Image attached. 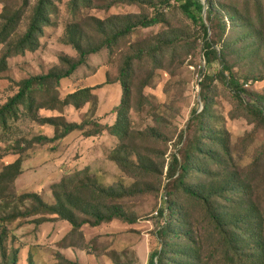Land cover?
<instances>
[{
    "label": "rangeland",
    "instance_id": "rangeland-1",
    "mask_svg": "<svg viewBox=\"0 0 264 264\" xmlns=\"http://www.w3.org/2000/svg\"><path fill=\"white\" fill-rule=\"evenodd\" d=\"M161 1L163 0H144L127 4L119 0H94V8L80 6L77 9L71 7V0L55 2L57 13L51 15L53 24L44 28L39 39L40 47L34 52L28 51L24 55L9 58L7 69L0 73V108L17 93L19 81L62 68V56L78 57L76 50L65 42V32L69 25L81 24L87 33L86 43L99 44L105 36L97 32L90 19L106 20L116 15L151 14L150 3L158 4ZM169 1L170 6L163 10L162 23L139 28L132 35L120 39L110 49L103 48L90 55L86 65L79 67L70 78L63 79L52 91V96H35V120L20 105L18 118L8 119L9 130L4 132L0 125V169L5 165V162H1L2 156L16 152L17 145L31 147L23 156L25 165L19 189H13L12 193L22 195L37 192L44 201L51 202L53 198L50 186L59 182L63 176L81 170H86L100 185H114L115 188L122 185L125 189L143 191L120 201L127 214L137 218L134 225L114 220L97 227L85 225L70 233V225L63 221L52 224L44 222L37 227L25 223L21 242L38 245L33 249L30 247L33 264H65L66 257L72 261H83V264H148L156 245L157 232L171 214L169 206L175 211L178 205H183L186 209L189 222L198 231L202 229L198 232L199 247L205 256L210 254L212 235L208 233V229L212 230V227L204 220L206 208L201 203L188 201L182 190L172 184L173 179L167 177L172 155L177 154L180 162L184 163L197 135L201 134L199 127L202 119L198 115L203 112L204 106L200 82L203 80L201 69L206 67L201 24H195L181 12L180 2ZM262 1L264 6V0ZM112 2V5L106 6ZM245 2L251 3V0H221V5L234 9L237 5L239 8L243 7ZM36 3L37 0H31V7L25 11L9 42H15L25 33ZM204 3L207 5V0ZM22 5L23 0H0V15H12ZM251 5V22L259 28L256 4L252 2ZM204 18L211 29L209 39L219 42L222 36V43L229 38V64L232 65L236 78L247 90L244 96L246 103L259 102L264 106V37L255 46L248 45L251 41H245L242 36L246 31L244 24L238 23L237 28H228L222 35L219 29L212 31L207 13ZM112 29L113 27L109 34ZM220 46L221 44L218 48ZM6 48L7 45L0 44V57ZM124 68H128L131 86L128 114L131 134L124 144L135 156L140 154L154 172L143 173L140 179H135L107 158L108 153L119 144L107 127L114 124L116 109L123 98L120 74ZM219 69L220 65L214 63L205 72L212 76ZM84 88H92L93 99L81 110H76L72 105L65 106L60 111L59 108L53 110L39 107L44 102H50L53 96L61 100ZM207 95L208 110L203 118L204 124L213 133H217L222 144L227 142L231 158L227 157L221 165H211L208 176L192 171L187 183L209 190L212 185L214 189L229 179L230 189L237 186L243 192H236V198L228 206L223 201L218 203L219 206L226 210L228 217L238 216L237 213L242 212L244 207H256L259 213L255 215V220L262 223L264 240V127H258L250 120L242 103L222 80L216 78L211 81ZM194 110H197L195 115ZM48 118H64L71 123L93 122L89 125L93 132L98 129L95 124L99 123L102 131L100 135L90 138L78 131L70 134L60 144H53V147L40 145L36 143L38 137H53L54 134L52 125L42 123V119ZM153 135L155 138H152ZM6 159L5 161H12L13 157L8 156ZM149 160H153L156 165L150 164ZM161 164L165 165L162 175ZM178 174L179 172L176 177ZM235 190L237 189L233 191ZM171 192L174 193L173 196H169ZM12 202L14 206L16 201ZM1 203L2 201L0 206ZM31 203L29 200L18 203L19 211H23ZM162 209L164 216L159 220L156 212L160 215ZM8 212L9 210L0 207V217ZM4 228L6 230V226ZM69 245L76 249H69ZM28 249L27 246L22 249L19 264H28ZM216 261L223 263L219 258Z\"/></svg>",
    "mask_w": 264,
    "mask_h": 264
},
{
    "label": "trees",
    "instance_id": "trees-1",
    "mask_svg": "<svg viewBox=\"0 0 264 264\" xmlns=\"http://www.w3.org/2000/svg\"><path fill=\"white\" fill-rule=\"evenodd\" d=\"M60 0H37L32 9V17L25 33L15 42H9L17 30L25 11L31 7V0H23V5L12 15H0V44L7 45L4 53L0 57V73L4 72L8 66V59L24 55L26 52H34L40 47V37L44 33V28L53 24L51 15H56V3ZM144 0H119L127 4H136ZM180 2L181 12L195 24H201L204 32L203 56L206 67L202 68L203 80L201 86V101L204 106L203 112L198 117L201 118L200 132L191 151L187 154L184 163L180 162L177 154L172 155L169 163L167 177L173 179L172 184L177 185L185 194L188 201L192 203H201L206 208L204 220L210 223L212 230L208 229L211 238V252L204 255L199 247V234L202 229H198L189 222L186 209L183 205L174 209L169 206L171 214L162 229L157 232L156 245L152 249L148 264H264V240L262 238V223L257 222L256 216L259 211L256 207L247 206L242 208L238 216L228 217L226 210L221 209L219 202L223 201L228 206L236 198V192L242 193L239 187H231V181L226 179L213 189L203 190L187 183V178L192 171H197L203 176L209 175L211 165H221L228 157L231 158L230 148L222 139L218 138L217 133L204 124V117L208 110L207 91L211 88V81L214 79L222 80L223 84L232 92L242 105L250 120L258 127H264V106L260 103H246L244 96L247 90L244 85L236 78L232 71V65L228 60L229 38L221 43L214 39H209L210 27L206 24L204 15L207 13L208 21L212 25V31L221 30L222 35L226 30L235 29L238 23L244 24L246 31L243 33L245 41H251L248 45H256L257 41H262L264 37V6L261 0H251L256 4V15L258 17L259 28L253 25L249 10L251 3H243V7L238 5L230 9L221 5V0H176ZM114 2L107 4L109 7ZM73 9L80 6L94 8V0H71ZM170 6L169 0H163L156 3H150L151 14L112 16L106 20L96 18L90 19L97 29V32L105 36L99 44L86 43L87 33L81 24L75 23L69 25L65 32V42L71 45L78 53L77 58L68 56L61 57L62 68L54 69L44 75L25 78L18 83V91L0 108V125L4 132L9 130L8 119L18 118V107L23 105L25 112L30 118L37 117L34 109L35 96L39 94L52 96V91L56 89L63 79L70 78L79 67L86 65L90 55L98 53L103 48L110 49L120 39L132 35L139 28H149L160 24L164 20L163 10ZM104 7V5H101ZM113 27L111 33L110 29ZM248 27L250 28L248 30ZM221 46L218 48V45ZM131 60L128 61L130 64ZM214 63L220 65V69L215 75L206 74V68H211ZM128 68H124L120 74V81L123 88V98L121 104L116 109L115 122L108 126V132L115 136L119 144L113 148L107 155L108 160L114 162L119 168L127 171L135 179H140L143 173H154L151 165L143 161L140 154L136 156L124 144L130 139L129 111L131 102V86L128 77ZM255 81H261L255 79ZM93 99L92 88L80 89L74 93L68 94L64 99L53 96L50 102H44L39 107H48L53 110L59 108L62 110L65 106L72 105L76 110L90 103ZM197 110L193 111L195 115ZM43 124H50L53 127V137L40 136L36 143L43 145H53L68 138L70 134L81 131L86 138L101 134V124L96 123V131L89 129L93 122L85 121L81 123L67 122L64 118L42 119ZM8 128V129H7ZM154 132V131H153ZM141 134L142 133H138ZM155 138V135L152 136ZM182 139V138H181ZM181 142V140H180ZM21 146V147H18ZM216 146V147H215ZM31 147L17 145V160L9 165H3L0 169V201L1 208L9 212L0 217V264H19L21 257L20 251L26 247L21 244L13 234L16 226L23 224H33L38 226L44 222L64 221L71 227L70 233L80 230L83 226L97 227L103 223H111L114 220L122 221L128 225H134L137 222L136 217H130L120 203L123 199L137 192H143L141 189H125L122 185L117 188L114 185L104 186L95 182L94 177L87 174L86 170L77 171L74 174L65 175L57 183L50 186V193L53 201L48 203L42 199L37 192L23 193L17 195L12 193L17 189L16 180L23 173L22 164L24 154ZM217 148L219 150H217ZM3 157V156H2ZM2 159V158H1ZM205 161V162H204ZM149 163L156 165L153 160ZM161 164V175L164 168ZM178 176L176 177L177 173ZM159 174V173H158ZM16 187V188H15ZM234 189H237L233 191ZM17 192V191H16ZM174 193H169L173 196ZM16 204L13 206V202ZM32 203L19 211L18 203L25 201ZM172 204V203H171ZM174 204V203H173ZM174 206V205H172ZM78 214L80 217H78ZM55 216L51 218L48 216ZM159 220L163 219L164 209L157 215ZM21 219L22 221L13 223ZM11 225V226H10ZM6 226V230L4 228ZM9 226V228H7ZM9 230V231H8ZM8 231V232H7ZM69 233V234H70ZM9 235V239H8ZM28 264H33L32 256L29 254ZM216 261V262H215ZM65 264H83L78 261L65 260Z\"/></svg>",
    "mask_w": 264,
    "mask_h": 264
},
{
    "label": "crops",
    "instance_id": "crops-1",
    "mask_svg": "<svg viewBox=\"0 0 264 264\" xmlns=\"http://www.w3.org/2000/svg\"><path fill=\"white\" fill-rule=\"evenodd\" d=\"M54 135V134H53ZM61 142V141H60ZM60 142H57L56 144H60ZM52 147H53V145H52ZM8 156H12L13 157V160L12 161H5V160H7L6 158L8 157ZM17 158H18V155H15V154H8V155H6V157L5 156H3V158L1 159V162H5V165H9V164H12V163H14L16 160H17ZM24 165H25V162H23V164H22V171H24ZM23 174V173H22ZM21 174V175H22ZM21 175L17 178V180H16V187H17V189H19L18 188V184H19V180H20V177H21ZM53 201V200H52ZM51 201V202H52ZM48 203H50L49 201H47ZM51 218H55V216H51ZM22 220L21 219H17L14 223H13V226L14 225H17L16 223H19V222H21ZM54 222H56V221H53V222H51V224L52 223H54ZM64 222V221H63ZM66 223V222H65ZM68 224V223H67ZM71 228V227H70ZM21 230V233L19 232ZM23 230H24V224L23 225H21V226H16V228L14 229V232H13V234L17 237V239H18V241L21 243V244H23V242H21V240H22V232H23ZM26 246L27 247H29V249H28V252H30V255L32 256V251L30 250V247L33 249V247H36V246H38V245H29V244H27L26 243ZM69 249H76V247L75 246H72V245H69V247H68ZM22 249H24V248H22ZM22 249H21V251H20V257L22 258ZM30 250V251H29ZM66 260H69V261H72V259L71 258H65ZM80 260V259H79ZM21 261V260H20ZM80 263H84L83 261H79ZM20 263V262H19Z\"/></svg>",
    "mask_w": 264,
    "mask_h": 264
},
{
    "label": "built area",
    "instance_id": "built-area-1",
    "mask_svg": "<svg viewBox=\"0 0 264 264\" xmlns=\"http://www.w3.org/2000/svg\"><path fill=\"white\" fill-rule=\"evenodd\" d=\"M158 215V212H156V216Z\"/></svg>",
    "mask_w": 264,
    "mask_h": 264
}]
</instances>
